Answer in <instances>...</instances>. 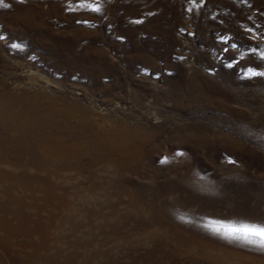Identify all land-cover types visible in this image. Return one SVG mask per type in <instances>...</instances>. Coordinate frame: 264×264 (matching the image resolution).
Instances as JSON below:
<instances>
[{"label": "bare ground", "instance_id": "obj_1", "mask_svg": "<svg viewBox=\"0 0 264 264\" xmlns=\"http://www.w3.org/2000/svg\"><path fill=\"white\" fill-rule=\"evenodd\" d=\"M35 84L0 77V148L16 151L0 156V264H264V246L225 235L264 227V166L249 169L252 150L232 182L186 193L171 186L176 176L140 170L160 132ZM171 137L192 154L224 139L195 128Z\"/></svg>", "mask_w": 264, "mask_h": 264}, {"label": "rangeland", "instance_id": "obj_2", "mask_svg": "<svg viewBox=\"0 0 264 264\" xmlns=\"http://www.w3.org/2000/svg\"><path fill=\"white\" fill-rule=\"evenodd\" d=\"M5 4L0 77L7 84L30 76L46 94L72 96L99 115L160 132L162 141L147 145L140 170L161 173L159 180L174 175L171 186L186 193L194 190L190 183L206 193L232 182L229 170L248 161L247 150L253 151L249 169L260 175L264 76L247 73L264 71V0H99V10L88 0ZM68 57L87 69L66 66ZM173 128L224 139L219 148L192 154L173 140ZM228 139L239 144L236 151ZM15 152L0 148L1 157ZM224 206H231L227 199Z\"/></svg>", "mask_w": 264, "mask_h": 264}, {"label": "snow or ice", "instance_id": "obj_3", "mask_svg": "<svg viewBox=\"0 0 264 264\" xmlns=\"http://www.w3.org/2000/svg\"><path fill=\"white\" fill-rule=\"evenodd\" d=\"M88 3L91 5H95L93 10H99V0H88ZM0 6H7L5 4V0H0ZM19 45H17L18 47ZM255 51V49H252ZM260 58L264 59V52L260 53ZM248 76H264V71H255L249 70L247 73ZM163 162V161H161ZM219 230V229H217ZM225 235L229 238L233 239H242L249 243L257 244L264 246V227L260 228H245V229H234L227 228L225 229ZM258 238V239H257Z\"/></svg>", "mask_w": 264, "mask_h": 264}]
</instances>
